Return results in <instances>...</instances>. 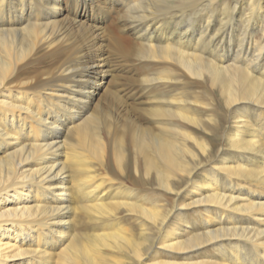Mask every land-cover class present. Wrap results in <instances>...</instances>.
Listing matches in <instances>:
<instances>
[{
	"label": "bare ground",
	"instance_id": "6f19581e",
	"mask_svg": "<svg viewBox=\"0 0 264 264\" xmlns=\"http://www.w3.org/2000/svg\"><path fill=\"white\" fill-rule=\"evenodd\" d=\"M0 264H264V0H0Z\"/></svg>",
	"mask_w": 264,
	"mask_h": 264
},
{
	"label": "rangeland",
	"instance_id": "374dc122",
	"mask_svg": "<svg viewBox=\"0 0 264 264\" xmlns=\"http://www.w3.org/2000/svg\"><path fill=\"white\" fill-rule=\"evenodd\" d=\"M68 1V0H67ZM64 5V6H63ZM68 5V3H67ZM66 3L64 2L61 4V7H63L62 13L56 17V19L64 20L65 17L67 18L65 22L71 21L72 19V9H69ZM115 10H111L107 12L105 15V21L101 24L100 31H102V36L100 39L95 40V44H97L99 49L97 51H100V53H105L107 55V68H106V75L104 77V82L102 86L97 90L94 97L96 98V101L94 103V109L97 108L99 110L104 111L105 117L108 119L110 123V131L111 134L115 133L116 127L121 126L123 124V119L125 117V113L122 110L121 107H123V104L128 101L133 105H136L137 102V95L139 94V86H138V80H139V74L137 70L133 71V76L128 81L129 76V70L133 66H137L135 64H131L126 54L118 49L114 43L113 38L111 34V30L113 29V26L117 23L118 18H120L121 11L118 8H114ZM69 10V11H67ZM66 11V12H65ZM69 12V13H68ZM118 13V14H117ZM119 15V16H118ZM117 16V18H116ZM112 38V39H111ZM104 39V41H103ZM76 46H81L84 42H82V38H74ZM117 48V49H116ZM128 64L130 68H128ZM108 70V72H107ZM128 85L133 86V95L131 98L127 97L126 91H128ZM94 98V100H95ZM139 106V105H138ZM138 115L135 114L136 118ZM131 150V147H127V152ZM95 162V160H94ZM201 172V171H199ZM203 176V173L202 175ZM138 189V188H137ZM175 203H163L162 212L171 210ZM192 209H195L193 207L189 209L181 210V214H173L169 216V224L177 226L178 223H182L184 220H189V217H191L192 220H196V218L200 215L198 211H193ZM193 211V212H192ZM125 211L121 210V215H124ZM201 218V217H200ZM121 225H129L124 222H121ZM170 226V225H169ZM175 227L173 229H175ZM209 251H207L203 257V259H210V257L207 255Z\"/></svg>",
	"mask_w": 264,
	"mask_h": 264
}]
</instances>
